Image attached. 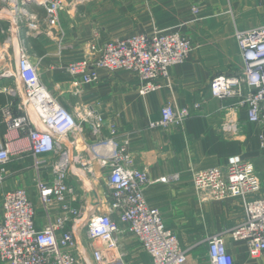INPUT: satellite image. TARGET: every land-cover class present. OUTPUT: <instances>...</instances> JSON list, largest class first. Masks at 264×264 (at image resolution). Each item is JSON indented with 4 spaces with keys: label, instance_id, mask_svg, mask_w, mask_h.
Listing matches in <instances>:
<instances>
[{
    "label": "crops",
    "instance_id": "crops-1",
    "mask_svg": "<svg viewBox=\"0 0 264 264\" xmlns=\"http://www.w3.org/2000/svg\"><path fill=\"white\" fill-rule=\"evenodd\" d=\"M73 3V7L66 4L59 25L54 27L42 21V8L30 6L39 15L41 24L38 30L30 33H26L24 25L19 30L29 59L35 64L43 84L57 95L66 109L74 114L98 115L114 123L119 142L126 144L136 167L145 168L152 180L177 176L167 182L147 185L145 200L150 207L160 211L165 224L186 248L185 264H211L205 239L243 222L245 211L239 196L202 199L193 187V173L213 166L224 167L228 157L240 155L253 165L260 182V189L248 194V199L264 196V144L259 138L260 134L264 137V124L247 121L245 109L236 106L233 99L214 98L209 91L214 76L240 72L243 62L234 37L235 30L264 25V1L81 0ZM193 7L197 8L196 13L192 11ZM6 23L0 21L1 41L6 37L2 33ZM155 28L179 31L193 45L185 61L171 66L167 78L157 79L161 85L159 89L140 94L139 80L124 69H99L97 81L81 84L80 88L70 85L79 77L66 70L69 63L94 55L98 46L107 40L134 33L150 35ZM91 45L95 48L91 49ZM16 46L13 38L9 48L11 52L15 48L10 68L13 73L16 71ZM6 67L0 63V70ZM8 87L24 90L16 77H0V93L5 97L0 102V146L7 144L11 150L0 182V220L2 194L24 188L35 209V224L41 228L48 218L53 219L60 211L58 203L52 204L47 211L43 208L36 180L52 181V164L59 158V153L48 152L34 157L27 132L7 130L1 109L9 105L14 115L24 113L19 107L21 98L4 91ZM167 103L176 107L200 105L181 126L150 128L149 123L160 117V110ZM29 117L33 125L46 129L32 111H29ZM225 120L236 122L235 134L221 129ZM106 135L103 128L99 138ZM60 140L62 148L70 155L79 154L87 159L88 144L95 136L84 123L83 131ZM90 163L93 173L77 166L68 170L66 178L73 188L69 204L81 212L78 219L82 223L76 236L87 254L99 244L87 239L86 222L91 215L109 211L111 193L105 182V170L94 158ZM112 217L119 221L116 214ZM66 227L71 229L72 220ZM224 242L233 264H264V251L252 256L245 241L233 240L227 234ZM117 244L129 262L149 264L148 256L139 248L133 235L119 233Z\"/></svg>",
    "mask_w": 264,
    "mask_h": 264
},
{
    "label": "built area",
    "instance_id": "built-area-1",
    "mask_svg": "<svg viewBox=\"0 0 264 264\" xmlns=\"http://www.w3.org/2000/svg\"><path fill=\"white\" fill-rule=\"evenodd\" d=\"M31 5L42 8V21L54 27L59 25L66 0H0V21L8 22L7 29H2L6 37L0 46L1 60L6 58V54L9 56L13 38L17 42L16 71L0 70V77L14 76L24 89H4L10 96L21 98L19 107L24 113L14 115L9 105L4 106L1 112L8 131L27 132L29 148L34 157L48 152L59 153V158L52 164V181L46 183L37 178L36 184L43 208L46 210L58 203L60 212L53 219L48 218L46 224L39 228L34 221L35 209L27 190L14 188L5 191L1 198L0 262L133 264L118 248L117 236L124 232L134 236L148 256L149 264H185L186 248L181 246L176 233L165 224L160 211L150 207L144 196L147 185L167 182L177 176L152 180L145 168L136 167L126 144L119 142L114 123L90 113L74 114L43 84L19 33L22 25L26 27V33H30L38 30L41 24L39 15L30 8ZM192 11L196 13L197 8L193 7ZM234 37L242 58V68L238 74L214 76L209 84L210 94L214 98L233 99L236 106L245 109L247 121L264 124V25L235 30ZM94 48L95 45H91V49ZM192 50L191 41L179 31L155 28L150 35L134 33L107 40L98 46L94 55L69 63L66 70L79 77L70 84L76 88L97 81L99 69L128 70L139 80L138 91L143 95L159 89L161 85L157 79L167 78L169 68L185 61ZM199 105L176 107L167 103L161 108L160 117L151 121L149 127L181 126ZM29 111L46 129L32 124ZM84 123L95 136V140L88 144L87 159L79 154L70 155L62 148L60 140L83 131ZM103 128L107 135L99 138ZM221 129L230 135L235 134L236 122L225 120L221 123ZM259 138L263 145V135L260 134ZM10 157L8 145L0 146V182ZM93 158L105 170V182L111 193L109 211L91 215L86 222L87 239L99 244L87 254L76 236V230L82 223L78 219L81 212L69 204L73 188L67 184L66 178L68 170L77 166L93 173L90 163ZM193 187L202 199L222 200L239 196L245 211L243 222L205 239L211 264H233V258L225 246V234L233 240L245 241L252 256L264 251V196L248 199V194L260 189L259 178L250 162L240 155H232L224 167L197 170L193 173ZM112 214H116L119 221ZM69 220H72L71 229L66 227Z\"/></svg>",
    "mask_w": 264,
    "mask_h": 264
},
{
    "label": "rangeland",
    "instance_id": "rangeland-1",
    "mask_svg": "<svg viewBox=\"0 0 264 264\" xmlns=\"http://www.w3.org/2000/svg\"><path fill=\"white\" fill-rule=\"evenodd\" d=\"M76 1V3H79L81 0H66V4L67 5H70L71 4V7H73V5L75 4V3H73V2H75ZM7 27H8V22L6 23V25H5V27H3L2 29H7ZM9 27H10V25H9ZM5 34V33H4ZM1 41V40H0ZM3 41H4V39L0 42V46L2 45V43H3ZM8 57H7V54H6V58L5 59H3L0 63H4L5 65H7V69H8V71H10L11 73H13L11 70H10V68H11V64H12V61H13V57H14V55H15V48H14V50L11 52V49H9V51H8ZM79 239H80V237H79ZM81 240V239H80ZM140 248V247H139ZM131 262V261H130ZM0 264H3V262L1 263L0 262Z\"/></svg>",
    "mask_w": 264,
    "mask_h": 264
},
{
    "label": "trees",
    "instance_id": "trees-1",
    "mask_svg": "<svg viewBox=\"0 0 264 264\" xmlns=\"http://www.w3.org/2000/svg\"><path fill=\"white\" fill-rule=\"evenodd\" d=\"M4 94L3 93H0V102H3L4 101Z\"/></svg>",
    "mask_w": 264,
    "mask_h": 264
}]
</instances>
